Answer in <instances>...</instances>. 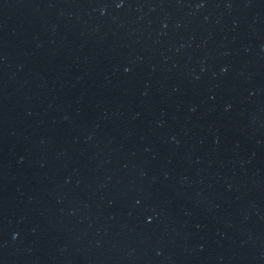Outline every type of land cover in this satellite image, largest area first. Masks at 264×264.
<instances>
[{
    "label": "water",
    "instance_id": "1",
    "mask_svg": "<svg viewBox=\"0 0 264 264\" xmlns=\"http://www.w3.org/2000/svg\"><path fill=\"white\" fill-rule=\"evenodd\" d=\"M264 0H0V264H260Z\"/></svg>",
    "mask_w": 264,
    "mask_h": 264
}]
</instances>
